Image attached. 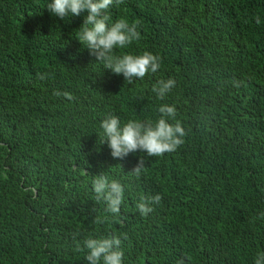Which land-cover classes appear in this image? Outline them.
Instances as JSON below:
<instances>
[{"label": "trees", "instance_id": "16d2710c", "mask_svg": "<svg viewBox=\"0 0 264 264\" xmlns=\"http://www.w3.org/2000/svg\"><path fill=\"white\" fill-rule=\"evenodd\" d=\"M50 2L0 0V264H88L83 242L112 235L124 264H254L264 251V0L113 4L110 22H138L141 34L115 54L162 58L131 84L76 40L87 12L62 20ZM169 78L176 87L161 100L152 88ZM164 103L187 133L177 150L114 159L101 121H156ZM101 173L125 188L118 216L95 200ZM157 193L142 216L140 197Z\"/></svg>", "mask_w": 264, "mask_h": 264}, {"label": "clouds", "instance_id": "9594fccd", "mask_svg": "<svg viewBox=\"0 0 264 264\" xmlns=\"http://www.w3.org/2000/svg\"><path fill=\"white\" fill-rule=\"evenodd\" d=\"M123 0H51L46 9L54 16L64 20L65 17L80 16L87 12L82 26L79 28L78 40L104 69H109L115 75H123L125 81L131 84L134 78L143 79L149 73H156L162 64V58L150 51L141 55L126 53L116 55V49H124L134 41L140 39L138 22H129L121 17L114 22L107 10L113 5H119ZM259 23V17H256ZM176 87V80L169 78L159 80L152 91L163 100ZM63 95L68 100L74 99L70 92L54 93ZM158 112L160 117L156 121L130 119L121 124L116 115H107L100 124L105 137L104 143L108 144L111 156L114 159H124L131 153L142 152L150 157L163 156L165 153L174 152L184 142L186 136L182 122L177 119L175 104H161ZM171 121V122H170ZM144 168L143 157L131 172L139 177ZM96 202L103 201L108 213L118 216L124 202L125 188L115 179L103 173L96 175L92 181ZM162 195L141 196L136 207L142 216L147 217L154 211L153 205L160 203ZM96 223H103L104 219L97 216ZM87 249L85 259L88 264H124V250L120 236L89 237L83 242ZM83 250V249H81ZM177 264H184L183 258ZM254 264H264V251L257 253Z\"/></svg>", "mask_w": 264, "mask_h": 264}]
</instances>
